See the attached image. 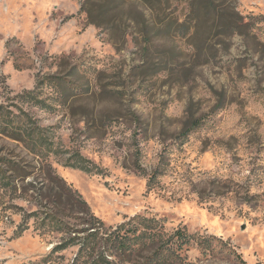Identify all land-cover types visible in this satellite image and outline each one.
<instances>
[{
	"label": "rangeland",
	"instance_id": "rangeland-1",
	"mask_svg": "<svg viewBox=\"0 0 264 264\" xmlns=\"http://www.w3.org/2000/svg\"><path fill=\"white\" fill-rule=\"evenodd\" d=\"M83 2L0 0V125L50 144L34 152L0 132V264H73L81 247L65 244L91 216L112 229L137 215L192 235L186 264H242L205 238L264 264V0H217L220 19L245 25L231 37L185 0L94 10L101 26ZM56 179L92 215L55 204Z\"/></svg>",
	"mask_w": 264,
	"mask_h": 264
},
{
	"label": "trees",
	"instance_id": "trees-1",
	"mask_svg": "<svg viewBox=\"0 0 264 264\" xmlns=\"http://www.w3.org/2000/svg\"><path fill=\"white\" fill-rule=\"evenodd\" d=\"M131 1L134 0H84L81 10L87 15L89 23L101 26V23L97 21L99 17L94 15V10H100L98 16H102L106 14L107 10L119 9ZM141 1L144 2L149 10H169L174 1L183 0ZM185 1L197 20L203 14L214 15L219 20L221 17L217 10H227L223 7L224 3L218 4L217 0ZM239 19L242 18L240 17ZM220 21H222L224 26L222 33L226 37L243 33L245 25L241 21L237 19L233 21L228 17H222ZM190 30L186 23L177 25V31H180L183 35L189 33ZM1 121H3L0 125L1 133H10L14 139L23 142L34 152L39 146L45 147L50 151V144L47 140L40 134L34 133L33 129L23 131V135H21L18 130L13 129L12 125L8 124L7 120L5 121L1 118ZM72 160L74 161L73 168L87 173L92 172L87 161L80 155L75 156ZM56 180H51V184L47 187L48 194L54 198L55 204L58 205V202H62L64 198H67V204L71 207L74 206L75 202L74 207L80 213L92 215L88 203L77 191L73 190L72 187H68L60 179L57 180L58 182ZM0 181L5 188L11 187L5 177H2ZM50 218H54V216H50ZM49 221L53 222L56 220ZM162 224L163 221L158 220L156 217L147 218L137 215L116 228L106 229V225L102 220L100 221L95 216H91V222L88 223V228L84 235L79 239L70 240L65 244V247L76 243L81 247L79 257L73 264H186L183 252L187 247L191 246L194 237L182 228L177 229L171 236H164ZM55 226L65 227L61 226V222H57ZM216 241L221 244L220 253H224L227 258H232L235 262L245 264L241 255L230 244L217 238L202 239L200 247L204 251L208 249L214 251L216 250V245L214 244ZM87 258L90 259L88 260ZM82 260L85 261L82 262Z\"/></svg>",
	"mask_w": 264,
	"mask_h": 264
}]
</instances>
